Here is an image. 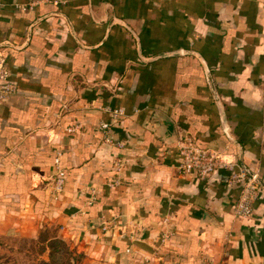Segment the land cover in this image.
<instances>
[{"label":"crops","instance_id":"obj_1","mask_svg":"<svg viewBox=\"0 0 264 264\" xmlns=\"http://www.w3.org/2000/svg\"><path fill=\"white\" fill-rule=\"evenodd\" d=\"M2 2L18 93L0 104V237L55 228L93 263L264 264V194L240 220L228 171L177 170L187 142L264 185V0Z\"/></svg>","mask_w":264,"mask_h":264},{"label":"built area","instance_id":"obj_2","mask_svg":"<svg viewBox=\"0 0 264 264\" xmlns=\"http://www.w3.org/2000/svg\"><path fill=\"white\" fill-rule=\"evenodd\" d=\"M35 3L16 6L22 11L32 10ZM5 7L0 0V12ZM18 93L17 86L11 81V72L7 65V60L0 52V104L7 102ZM114 121L120 120L125 116L123 109L115 110L110 113ZM101 130L107 133L106 142L114 144L115 142L108 136L111 125L104 123ZM72 131V129L68 130ZM119 147L120 144H117ZM180 154V164L177 167L178 172L183 175L196 174L201 181L208 180L217 170L225 169L228 171L229 178L227 183L230 186H239L240 193L234 206V216L240 220L251 219L254 215V205L264 194V185L256 173H251L244 164H229L223 161V154L219 151L199 148L191 143L181 142L178 144ZM59 166V158L56 161ZM67 174L64 170L58 169L54 180V190L61 193L65 189ZM95 195V194H94ZM90 200L92 205L96 201V196Z\"/></svg>","mask_w":264,"mask_h":264},{"label":"rangeland","instance_id":"obj_3","mask_svg":"<svg viewBox=\"0 0 264 264\" xmlns=\"http://www.w3.org/2000/svg\"><path fill=\"white\" fill-rule=\"evenodd\" d=\"M58 229L49 228L39 233L37 238L31 239L20 235H7L0 237V264H44L51 261V249H48L47 240L55 238ZM68 245L69 251H57L58 258L52 264H106L105 262L93 263L86 253H79L73 245Z\"/></svg>","mask_w":264,"mask_h":264},{"label":"water","instance_id":"obj_4","mask_svg":"<svg viewBox=\"0 0 264 264\" xmlns=\"http://www.w3.org/2000/svg\"><path fill=\"white\" fill-rule=\"evenodd\" d=\"M161 121L163 122L164 125V129H167V131L170 133L167 135V137L165 138L166 140H174L176 138V134H175V126L174 124L169 121L167 118L162 117ZM225 125V124H223ZM198 218L199 220H205L207 222H212L214 223V220L211 218V216H209L206 212L199 210L198 212Z\"/></svg>","mask_w":264,"mask_h":264},{"label":"trees","instance_id":"obj_5","mask_svg":"<svg viewBox=\"0 0 264 264\" xmlns=\"http://www.w3.org/2000/svg\"><path fill=\"white\" fill-rule=\"evenodd\" d=\"M47 241H50L48 249H51V251H52L51 256H50L51 261H50V263H44V264H52L53 261L55 262V260L58 259L55 257V253L57 251H59V250L64 251V252L69 251L68 245L66 244V242L64 240H61V239L55 237V238L47 240Z\"/></svg>","mask_w":264,"mask_h":264}]
</instances>
